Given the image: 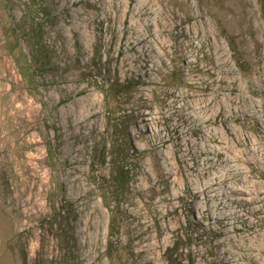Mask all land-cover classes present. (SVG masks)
<instances>
[{"label": "rangeland", "instance_id": "obj_1", "mask_svg": "<svg viewBox=\"0 0 264 264\" xmlns=\"http://www.w3.org/2000/svg\"><path fill=\"white\" fill-rule=\"evenodd\" d=\"M72 1L0 0V264H26L25 258L28 264H54L61 258L67 264H249L242 256L250 251L243 239L213 246L228 225L218 221L214 210L207 212L203 199L191 193L193 185L179 190L172 177L155 179L143 170L155 158L165 171L172 162L180 177L184 165H205L201 148L193 142L192 152L183 145L182 162L175 142L188 141L164 118L171 111L160 110L179 89L194 84L183 80V71L211 62V39L189 41L185 34L195 20L208 18L217 24L219 41L230 63L244 71L239 75L246 94L258 101L264 119L261 0H162L170 17L178 13L182 26L166 32L171 45L167 54L159 55L150 44L124 34L129 25L124 17L106 19L111 0H95L98 7ZM34 51L41 53V72ZM25 58L34 74H22ZM194 73L198 90L209 91L206 77L211 74L199 69ZM149 75L160 82H151ZM114 77L128 79L134 88L128 94H106L105 82ZM151 107L166 138L163 143L154 126L140 119ZM247 118L250 124L243 125L256 128L254 119ZM181 125L188 128L187 122ZM50 141L52 154L47 151ZM155 143L154 153L139 155ZM105 149L117 164L131 168L121 191L112 177L115 169L98 162ZM248 174L264 184L261 169ZM222 186L230 193L225 202L238 207L239 228L255 227L259 217L252 211L259 204L237 200L241 191H231L230 180ZM113 192L119 193V201L108 208L106 199ZM59 203L73 210V218L57 231L52 222ZM256 230L245 233L253 237ZM65 237L69 244L63 243Z\"/></svg>", "mask_w": 264, "mask_h": 264}, {"label": "bare ground", "instance_id": "obj_2", "mask_svg": "<svg viewBox=\"0 0 264 264\" xmlns=\"http://www.w3.org/2000/svg\"><path fill=\"white\" fill-rule=\"evenodd\" d=\"M81 1L73 0L72 3H80ZM85 2L96 7L99 6L95 0H85ZM105 17L106 19L114 18L113 20L124 17V22L129 23L123 28L124 34L129 32L138 43L150 44L153 51L158 55L167 54V49L171 45L166 37V32L174 27L182 26L178 13L175 14L174 12V17H170L162 0H111ZM216 27L217 24L208 18L195 20L188 25L185 34L189 41L198 37L211 39L209 57L211 62L206 65H190L187 71H183V80H189L194 84L179 89L175 98L166 99L160 108L165 113L167 110L171 111L169 114L166 113L164 118L169 124L175 125L174 129L179 131V138L185 136V140L188 141L186 143L182 139H177L175 142V150L180 153L182 162L186 161L182 151L183 145H186V151L192 152L191 143L193 142L201 148L205 160L204 167L200 164L193 167L184 165L183 175L180 177L179 171L172 162L169 161V170L165 171L159 158H155L152 162H149V159L146 161L151 167L149 169L145 167L143 171L151 172L155 175V179L167 180L169 176L172 177L173 183L179 190L188 189L190 185H193L194 190L191 192L193 196L199 200L203 199L202 203H205L204 208L207 212L214 210L218 221L228 225L225 231L220 232L223 234L221 240L214 243L213 246L220 247L226 245L228 241L236 244L243 239V245L250 251L243 253L242 256L250 261L249 264H264L262 253L264 245V184L259 180H252L248 174V171L254 169H261L264 173V119L262 118V109L254 97L246 94V86L239 75L240 72L243 74L244 71L240 68L236 69L230 63L229 57L219 41L220 33L217 32ZM79 28L76 26L75 29L78 31ZM230 32L232 33V31ZM179 33L177 32V34ZM86 35L83 37L86 38ZM249 51L250 48L245 46L243 52L248 53ZM190 52L191 55L194 54V50H190ZM137 60H139V56H137ZM196 69L208 71L211 74V78L206 77L209 81V91L206 93L197 88L196 84L199 83V80L195 77ZM253 70L254 68L245 73L250 74ZM255 70L260 71V67L257 66ZM145 73L148 75V70ZM151 76L149 75L151 82L156 84L160 82ZM251 82L254 84L255 80L251 79ZM186 97L190 99H186ZM154 112L156 109L151 107L150 110H146L147 115L140 119L154 126L155 134L163 143L166 138L160 130L157 116L153 115ZM247 115L254 119L256 128L243 125V123L250 124ZM182 122H187V129L180 127ZM222 125L225 127V131L222 130ZM194 136H196L195 139H192ZM157 147V143L144 146L142 150H139V155H146L149 152L152 154ZM214 156L217 157L214 158ZM245 163H249L252 167H247ZM223 170L226 171L225 178H223ZM225 180L231 181V191H241L236 196L237 200L246 199L259 204L252 211V214L259 217L254 223L256 224V231H258L255 236L252 235L253 237H251L245 233L255 229L253 224L246 228H239L240 226L237 225V220L240 217L238 207H233L232 204H227L224 200V197L230 194L222 186ZM178 196L183 197L182 200L184 201V194L180 192ZM242 216L245 215L242 214ZM209 242L212 245V237ZM253 250H257V253Z\"/></svg>", "mask_w": 264, "mask_h": 264}, {"label": "trees", "instance_id": "obj_3", "mask_svg": "<svg viewBox=\"0 0 264 264\" xmlns=\"http://www.w3.org/2000/svg\"><path fill=\"white\" fill-rule=\"evenodd\" d=\"M260 6L262 9V13L264 15V0H261L260 2ZM37 47V45H36ZM39 48V47H38ZM12 51H15V49H12ZM18 60V59H17ZM34 60L36 61V63L38 64L36 69L37 71H43V61H42V56L41 53H36L34 51ZM103 67V66H102ZM22 74L24 76H27L28 72H31V74H34V71H32V67L28 62V59L25 58L24 61V65H20ZM104 69L106 67H103ZM110 72V69H109ZM105 92L106 94L110 95H117L120 93H125L128 94L130 91H132V89L134 88L133 83H130V81L128 79H119L117 77H114L112 79H108L105 82ZM47 151L49 154H52V143L51 141L47 144ZM100 166H104L106 164L110 165L111 167H113L115 169V171L112 174V177L114 179V181L116 182V184L119 187V190H123V188L127 185V183L129 182V178H130V173H131V168L125 164V163H118L115 160V158L109 154V152L105 149L102 152V156L100 157V159L98 160ZM119 162V161H118ZM100 188L105 190V188H103V185H101V183H99ZM119 193L118 192H113L112 193V197L110 200L106 199V205L108 208H112L113 204H118L119 201ZM105 194H104V198H105ZM72 212L73 210L67 206V205H63L60 204L58 206H54L53 208V213H54V220L52 222V224L55 226L56 230H62V225L65 223L67 224V226H69L71 220H72ZM62 240H64L63 243H67L69 244V239L65 237V239L62 238ZM74 248L73 247H69V254H74ZM26 260V264L27 263V258H25ZM54 264H67V260L65 258H61L60 260H56L54 261Z\"/></svg>", "mask_w": 264, "mask_h": 264}]
</instances>
